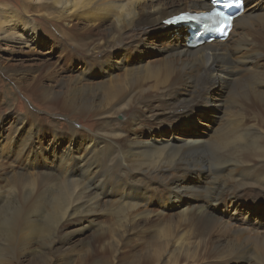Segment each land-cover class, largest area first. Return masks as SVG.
<instances>
[{
  "label": "bare ground",
  "instance_id": "bare-ground-1",
  "mask_svg": "<svg viewBox=\"0 0 264 264\" xmlns=\"http://www.w3.org/2000/svg\"><path fill=\"white\" fill-rule=\"evenodd\" d=\"M21 3L22 12L0 5V42L33 48L46 39L43 27L54 47L66 55L84 52L110 79L87 81V65H81L77 96L47 69L33 79L0 66L19 88L28 82L70 117L95 118L87 129L69 121L58 130L51 121L45 146L38 126L10 139L5 158L17 165L7 169L0 162V264H16L17 251L28 257L33 244L38 255L60 250L54 264H66L73 239L95 228L100 217L108 218L95 235L103 243L116 232L128 250L135 237L156 238L146 255L127 264H264V230L230 221L253 210L264 214V0H244L225 41L194 48L186 22L168 30L162 21L180 12L195 21L197 12L211 8L210 0ZM153 31L165 46L156 49L158 58L142 63L145 50L137 46L150 48L144 38ZM182 38L184 45L175 44ZM113 52H121V65L106 62ZM68 73L63 69L60 79ZM205 113L219 124L204 140L202 131L191 134ZM8 118L15 136L25 117ZM178 119L187 120L177 127ZM179 132L184 134L177 137ZM2 138L0 148L9 142ZM256 222L264 225V219Z\"/></svg>",
  "mask_w": 264,
  "mask_h": 264
},
{
  "label": "rangeland",
  "instance_id": "rangeland-1",
  "mask_svg": "<svg viewBox=\"0 0 264 264\" xmlns=\"http://www.w3.org/2000/svg\"><path fill=\"white\" fill-rule=\"evenodd\" d=\"M3 3L8 4V6L13 10H16L18 12H22L23 7H22L21 0H0V5ZM31 7L33 8V5L29 6L27 4L28 9L31 10ZM161 21L159 22L160 25H162ZM179 25L172 26L168 30L178 28V27H183V26H181V24H179ZM163 26L165 27L164 29L169 28L164 24H163ZM42 29L44 31L43 33L45 34L46 39L42 40L37 46L33 47L34 49L32 47L26 48V47L19 45V44L12 45V44H5V43L0 42V66L5 68L6 70H12L9 72H11L13 74H18L21 72L29 73V74H31L30 77L33 79H36L39 74L44 73V71H46V69H47V71H50V72H47L45 74H48V75L54 77V79L56 81L59 80L61 82L66 83L67 88H70L73 94H74V90H75V85H74L75 79L79 78L81 76V74H83V71H81V67H80L81 65H84V66L87 65V69H85V70L89 71L88 75L91 76L87 81L97 82V81H101L104 79H106V80L110 79L109 77L107 78V75H104V76L101 75L102 71L98 70V67H96L93 64L94 62H92V59H89L87 57H83V56H86L84 52H82L83 54L80 53L76 56L75 55H66L65 52L62 51V49L60 47H54L55 45L52 41L54 36L53 37L49 36V35H51L49 30H46L43 27H42ZM158 34H159V32L153 31V33H150L149 35H147L144 38V42L147 43L148 45H150L151 46L150 48H148L149 46L147 48L145 46H137L138 49L141 50V48H142L145 50V55L142 58V63H143V61H147V60L152 61L153 59L158 58V56H156L158 53V51L156 52V49L161 48L164 45L163 39H161L160 36H158ZM59 37H58L59 42L60 43L62 42L63 45H65V44L67 45V40H65L64 37L59 39ZM216 40L218 41V39H216ZM178 42H180V44L182 43L184 45V43H185L184 38L180 39L179 41L178 40L175 41V44H177ZM168 44L169 43H167L166 46ZM153 46H154V48H153ZM66 47H68V45ZM133 53H135V51ZM132 57L136 58L137 55L135 54ZM121 58H122L121 52H113L111 54V56H108L106 62H108L110 64L119 63V65H121V62H120ZM56 62H57V64H56ZM228 62H231V59H228ZM48 67H49V69H48ZM57 69H58V71H57ZM63 69H68L69 73L65 77L60 79L61 75L59 73ZM103 69L107 70L108 67L104 66ZM52 71H53V73H52ZM54 71H55V73H54ZM7 74L8 73H6L5 70L3 73L2 72L0 73V120H1L0 121V126H1L0 135H1V138L3 137L2 138L3 141L9 140V142L7 144H5L4 146H2V148H0V154H1L0 160L2 159V157L4 159V160H1L0 162L3 164L4 168H7V169H9V168L14 169L15 168L16 169L15 166L17 165V163L15 164L14 160H11V162L14 163V164H12L8 160L9 158L8 159L5 158V155H6V157H9L8 152L10 151L9 149L12 146L10 143V139L14 138V137L18 138L19 135L21 136L20 139L24 138L25 134H27V131L29 128H32L33 126H38L42 129L41 134L42 133L44 134L43 144L45 146L46 140H47V138H49L48 134H51V131H50L51 127L48 124V123H51V121L54 120V122H56L57 125L60 124L58 126L54 125V127H55L54 129L59 130V129L64 128L63 125L69 124V121L75 125L76 129H87V126H89L90 123L93 120H95L94 115H92V114H90V115L84 114L83 116L81 115L80 117H70V115H67L69 113V111L64 109L62 107V105L58 104V105L54 106V105H52V103H50V100H48V98H46V96H44V94L42 92L41 93L43 95L38 93L37 91L33 90L32 88L30 89L28 86V82H27V84L24 83L26 86L24 85V89H23L24 92H23V90L21 88H19V86L16 84V81H13V80H15L12 77L13 75H10V78H11L10 79L9 77L6 76ZM44 82H45V80H44ZM76 92H77V94H75V95L80 96V94H78L80 92L79 91H76ZM35 93L37 95H35ZM12 94H14V95H12ZM41 95H42V97H41ZM89 96L90 95H88V97ZM222 96H225L224 92L222 90H219L218 98H220V97L222 98ZM11 97L13 99H11ZM44 101H46V102H44ZM11 102H13V103L11 104ZM27 110L29 112H31L33 115L27 113L26 112ZM197 111H199V110H197ZM198 114H201V113H198ZM12 115L13 116H15V115L24 116L25 120H26L23 130L20 133L17 132L15 136H11V135H14V132H15L14 125L10 121L9 122L7 121L9 119L8 117H10ZM117 119L122 121L123 117L122 116L120 117V115H119V116H117ZM185 120H187V119H182L180 121L178 119L174 125L177 127H180L181 125L184 124ZM218 124H219V122L217 121L215 116H210L209 113H205L204 116L198 122V124L197 123L194 124V122H193V125L196 128V130H194V132L196 134H191V135L196 136L198 134V131H202L205 134L201 137L204 138V140H205V138H207V136H209V134H206V133L207 132L211 133L212 130L214 128H216ZM210 127H212L211 130H210ZM173 133H177V132H173ZM8 134H9V136H8ZM165 134L166 135L164 138H169V132H165ZM182 134H184V133L179 132L177 137L178 136L181 137ZM155 136H158V134H156ZM170 138H172V137H170ZM172 139L177 140V138H172ZM5 162H6V164H5ZM19 162L23 163V160H21ZM40 162H42L41 159H40ZM48 166H51V165H48ZM260 202H261V205L264 206V199H261ZM226 203H228V202H226ZM149 204H151V203H149ZM168 209H169V206H165L164 211L167 212ZM169 211H171V210H169ZM221 212H222L221 208L216 210V213H218V214H221ZM258 213H259V211L253 210V215L247 216V218L244 217L245 214L241 213V215H236L233 218V220H230V221L235 223V224H240V225L242 224L243 226H247L248 228L250 227L251 229H257V231L261 232L264 230L263 229L264 225L259 224L256 221L259 219H261L263 221V219H264L263 215L264 214L262 212L259 214ZM228 216H229V213L224 215L225 218H228ZM107 219H108L107 217H100L96 221L95 228H92L91 230L86 231V233L84 235L79 236L80 238H74L73 239V241L71 243V248H72L71 253H70L71 258L67 261L66 264H127L130 261V259L138 260V259H140V257L146 255L147 254L146 252H148V250L151 247H153L155 245V243L157 242L156 238L151 237V236H147V237L143 238V242L146 241V243L139 242V240H137L138 237H135L132 239V243H133L132 249L128 250L126 248L125 243L121 244L120 240L123 238H122V234L119 232H116L115 234H113V236H107L106 237L107 241L105 243H103L102 241H98V238L95 237V235L97 233L98 226H100L104 223H107L108 222ZM251 223H253V224H251ZM71 225H73V224H70L68 227L70 228ZM159 226L160 225H157V228H159ZM71 228H74V227H71ZM154 233H156V232H154ZM263 239H264V236H263ZM36 246H37V244H33L30 247V249H32V251L28 257H21L20 251H17V252L15 251L16 252L15 256L18 257L16 264H54V261L60 259V257H59L61 255L60 250H54V251L52 250L53 252L49 251L43 255H40V254L38 255V252H36L37 249L33 250V248H36ZM200 252H201V250H200ZM203 254H205V252ZM207 257L210 259V255H207ZM20 258H22V259H20ZM198 258L199 259L203 258L201 253H200V257L198 254ZM51 260H52V262H51ZM186 261H189V259ZM189 262H191V261H189ZM200 263H201L200 260L196 261V264H200ZM221 264H223V263H221ZM224 264H227V263H224ZM231 264H238V263L233 262Z\"/></svg>",
  "mask_w": 264,
  "mask_h": 264
},
{
  "label": "snow or ice",
  "instance_id": "snow-or-ice-1",
  "mask_svg": "<svg viewBox=\"0 0 264 264\" xmlns=\"http://www.w3.org/2000/svg\"><path fill=\"white\" fill-rule=\"evenodd\" d=\"M210 2H211V0H210ZM234 2L235 3H242V0H234ZM225 6H227V5H225ZM217 15H223L222 13H217ZM226 20H229L230 19V17H228V16H225L224 17ZM180 19H183V17H181ZM170 22V21H169Z\"/></svg>",
  "mask_w": 264,
  "mask_h": 264
},
{
  "label": "water",
  "instance_id": "water-1",
  "mask_svg": "<svg viewBox=\"0 0 264 264\" xmlns=\"http://www.w3.org/2000/svg\"><path fill=\"white\" fill-rule=\"evenodd\" d=\"M169 26H171V27H172V26H174V23H172V24H169V25H168V27H169Z\"/></svg>",
  "mask_w": 264,
  "mask_h": 264
}]
</instances>
